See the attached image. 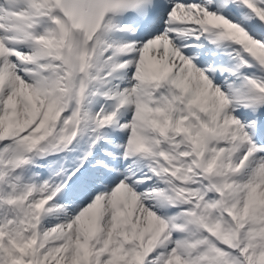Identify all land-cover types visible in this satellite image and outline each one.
<instances>
[{"label": "snow or ice", "instance_id": "snow-or-ice-1", "mask_svg": "<svg viewBox=\"0 0 264 264\" xmlns=\"http://www.w3.org/2000/svg\"><path fill=\"white\" fill-rule=\"evenodd\" d=\"M0 264H264V0H0Z\"/></svg>", "mask_w": 264, "mask_h": 264}]
</instances>
